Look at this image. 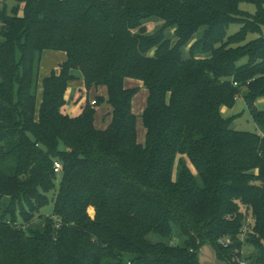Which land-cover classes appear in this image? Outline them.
Segmentation results:
<instances>
[{"label":"trees","instance_id":"1","mask_svg":"<svg viewBox=\"0 0 264 264\" xmlns=\"http://www.w3.org/2000/svg\"><path fill=\"white\" fill-rule=\"evenodd\" d=\"M13 1L0 9V264H199L206 243L228 264L253 246L244 259L264 264V0ZM45 50L66 58L38 101ZM72 70L106 88L76 116L62 111ZM128 78L147 90L143 142ZM238 94L254 131L221 111Z\"/></svg>","mask_w":264,"mask_h":264},{"label":"rangeland","instance_id":"2","mask_svg":"<svg viewBox=\"0 0 264 264\" xmlns=\"http://www.w3.org/2000/svg\"><path fill=\"white\" fill-rule=\"evenodd\" d=\"M15 5V2L13 0H0V9H2L3 7L6 6L7 10H11ZM240 7L244 10H248L250 12H254L255 11V6L253 4H248V3H241ZM23 12V7L20 5L18 6L17 9V13L19 15H21ZM148 30H151L155 24L153 22H148L146 24ZM240 25L238 24H231L228 28V33H233L235 31H237L239 29ZM263 32H264V28H263ZM248 39H253L256 37V34H249ZM134 80V79H133ZM128 82V81H127ZM137 83V82H136ZM134 81L130 82V84L128 83L127 86H134L136 84ZM104 95V86H98L96 89H90L87 90L85 88H81V90L76 88H73L72 90H68L65 94V108L64 111L66 113V111H70V114L68 115H72L71 113H77L76 115H78L79 112H81L82 107L87 103H92V101L95 100L96 96H103ZM146 96H147V92L146 89L144 87H141L138 92L135 94V96L132 99V104H133V112H137V108L136 106L139 105L140 103H143L144 101H146ZM40 100V93L38 94V101ZM106 103H103L102 105H100L98 107V109L96 110L95 113V117L99 123V121L103 122L102 117L103 114L105 113V109H106ZM255 106L259 109H264V99L258 100L255 103ZM63 110V109H62ZM221 111L223 113L224 116L229 117V116H236L235 119L232 122V126L235 129L238 130H246V131H254L257 129V125L253 122L249 109L246 105V103L244 102L243 98L241 97L240 94H238L237 99L234 103V105L230 108L223 106L221 108ZM142 112V111H141ZM137 115V114H136ZM73 116V115H72ZM108 118V116H106ZM145 135V129L142 125L141 122V118L140 116H137V136H138V140L139 141H144V136ZM178 161V159H177ZM176 161L175 163V167H174V171L173 174H176V170L179 166V163ZM193 169V168H192ZM60 173H56V176L59 177ZM48 202L45 206H43L37 213L34 214L33 217V226H38L39 228L42 227L44 225V220L46 217L50 216V214L52 213V208H53V199H52V195L48 196ZM2 204H9V202L7 200H5V198L0 200V205L1 208L4 209V206H2ZM88 213L91 217L94 216V208L93 207H89L88 208ZM1 214V212H0ZM245 222L243 223L241 229L243 227H245L243 235L241 236V240H243L245 238V234L247 233L248 229H249V220L248 218H246V220H244ZM149 238L152 241H158V240H162V238L156 234H150ZM254 253V257H253V261L255 260V256L257 255V251L254 250L253 246L250 245H244L242 247V250L240 251V254L238 255V257L242 260H244V257ZM247 263L249 264L250 261H247ZM237 264V263H236Z\"/></svg>","mask_w":264,"mask_h":264},{"label":"crops","instance_id":"3","mask_svg":"<svg viewBox=\"0 0 264 264\" xmlns=\"http://www.w3.org/2000/svg\"><path fill=\"white\" fill-rule=\"evenodd\" d=\"M65 58H66V54H65L64 51H57V50H45V51H43L42 57H41V61H40V67H39V89H38V94L41 93V89H42L41 80H42V78L45 77V76H48L51 73V71H55L57 73L58 70H59V64L61 62H63L65 60ZM71 74L74 76V78L68 82L66 90H65V94H66V92L68 90H72L73 88H76V87L79 90H81V88H85L81 72L78 71V70H72ZM132 81H134L135 83L137 82L135 85L139 86V89L141 87L145 88L143 83L140 80H137V79L133 80L132 78H128L126 80V84L127 85H128V83L130 84V82H132ZM129 87H131V86H129ZM146 92H147V90H146ZM38 94H37V96H38ZM65 94H64V99H65ZM103 96L106 98V88L105 87H104V95ZM65 102H66V100H65ZM145 104H146V101H144L143 103H140L139 105L136 106V108H137V112H136L137 116L141 115V113H142L141 111L144 109ZM106 105L107 106H106V109H105V113L103 114V117H102L103 122L99 121V123H98V121H97V119L95 117V126L97 128L106 127V125L108 124V122L110 120V115H109L110 107H109V105L107 103H106ZM64 106L65 105H63V107H62V109H63L62 111L65 113V111H64L65 107ZM132 109H133V104H132ZM66 114H70V111L69 110L66 111ZM71 114L73 116H76L77 113H71ZM106 116H108V118ZM140 142H143V141H140Z\"/></svg>","mask_w":264,"mask_h":264},{"label":"water","instance_id":"4","mask_svg":"<svg viewBox=\"0 0 264 264\" xmlns=\"http://www.w3.org/2000/svg\"><path fill=\"white\" fill-rule=\"evenodd\" d=\"M249 255H247V258ZM199 264H228L217 258L216 250L208 243L202 245L197 252Z\"/></svg>","mask_w":264,"mask_h":264},{"label":"built area","instance_id":"5","mask_svg":"<svg viewBox=\"0 0 264 264\" xmlns=\"http://www.w3.org/2000/svg\"><path fill=\"white\" fill-rule=\"evenodd\" d=\"M94 102H95V100L92 101L91 104H93ZM53 170L55 172H59L61 170V163L59 161H57V160L54 161V163H53ZM243 229H245V227H243L242 230ZM243 232H244V230H243ZM219 242L222 243V244H224V245H227V244H229L230 240L228 238H220L219 239ZM237 264H248V263H247V261L245 259L244 260L238 259L237 260Z\"/></svg>","mask_w":264,"mask_h":264}]
</instances>
